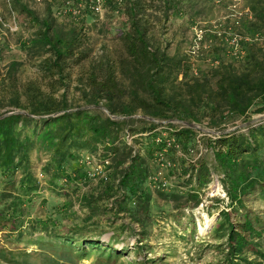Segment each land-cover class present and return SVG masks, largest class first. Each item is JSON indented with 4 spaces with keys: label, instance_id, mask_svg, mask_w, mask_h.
Masks as SVG:
<instances>
[{
    "label": "trees",
    "instance_id": "obj_1",
    "mask_svg": "<svg viewBox=\"0 0 264 264\" xmlns=\"http://www.w3.org/2000/svg\"><path fill=\"white\" fill-rule=\"evenodd\" d=\"M105 1L124 15L118 28L121 51L116 57L108 55L89 65L82 95L87 105L93 106L84 107L73 106L66 89L56 92L61 86L68 87L73 67L90 55L87 14L81 18L71 15L63 21L53 13L56 1L48 2L47 11L38 15L24 2L10 0L11 7L37 25L28 46L35 47L41 59L35 77L15 82L9 92L0 93V107L15 108L8 114L0 112V257L12 264H38L31 257L43 254L21 245L30 234L38 236L29 241L51 251L50 264H60L57 256L75 264L79 257L99 248L96 256L102 263L122 254L114 246L115 236L105 244L100 233L94 232L98 218L107 216L114 222L115 215L98 209V197L93 193L84 196L89 213L75 223H59L51 214L36 217L26 210L31 195L40 187L33 167L34 152H49L43 169L59 191L62 178L72 184L85 176L75 160L80 151L88 150L103 157L112 153L118 165L128 162L118 176L117 187L122 191L111 206L116 212L136 207L148 215V175L154 172L157 160L175 162L178 175L185 177L182 182L191 186L185 196L191 207L201 202L200 190L211 180L212 169L219 170L228 207L221 209L210 232L216 238L225 237L220 243L221 264H264V219L244 201L250 190L264 199V120L233 129L225 126L239 118L249 120L252 111L264 112V43L241 38L245 54L227 58L224 41L215 37L220 40L215 49L224 48L217 54V64L195 73L186 53H170L163 41H153L150 33L156 21L150 13L152 7H162L158 21L163 16L167 19L169 11L182 8L185 0H157V4L155 0ZM247 4L252 16L243 27V18L239 23L233 19L230 29L242 27L243 34H264V0H247ZM16 64V60L9 63L8 76L14 77ZM139 109L149 119L143 118L137 126ZM171 118L188 122L207 118L219 133L204 134L200 140L193 126H178ZM127 134L132 135V143L126 140ZM199 140L211 150L214 163L206 152L190 155ZM134 144L141 146L135 148ZM106 186L114 188L111 181ZM166 197L180 196L176 191L166 192ZM183 206L170 213L172 220L182 221ZM94 216L98 218L92 219ZM191 217L189 214L187 220L194 230ZM139 221L144 224L142 218ZM145 232L144 227L136 240L139 249L146 245L139 244Z\"/></svg>",
    "mask_w": 264,
    "mask_h": 264
},
{
    "label": "rangeland",
    "instance_id": "obj_2",
    "mask_svg": "<svg viewBox=\"0 0 264 264\" xmlns=\"http://www.w3.org/2000/svg\"><path fill=\"white\" fill-rule=\"evenodd\" d=\"M20 1L27 4L38 15L44 14L47 11L48 2H50V0L39 2L34 0ZM55 1L53 13L58 19L64 21L73 15L61 10L65 5H68L65 3L66 0ZM81 1V11L78 15L73 16L81 18L87 14L86 30L87 34L90 35V55L79 65L73 67L68 87H59L56 94L66 89L68 97L72 99L71 103L73 106L82 105L90 107L93 104L87 105L82 95L85 88L84 75L89 70V65L92 62H96L108 55L116 57L120 54L121 46L118 28L124 20V15L121 12L113 11L105 0H101L99 10L91 6L93 3L91 0ZM155 1L156 4L159 3L157 0ZM232 2L233 0H185L182 8L169 11L167 19H164L163 16L162 20L157 21L159 19L158 16L162 15V7L158 4L156 7L150 9L152 16L156 17V21H154V26L150 32L152 40H162L163 46L166 45L170 53L176 51H179L181 54L186 53L193 64L192 72L195 73L201 68L212 65L218 57L217 54L220 55L222 53L224 48L221 50L215 49V46L219 44L217 42L220 40L224 41L223 45L226 49L227 58H240L245 54L244 47H241V54L239 56L232 52L233 43L231 42L232 34L230 32H241L240 30L244 29L242 28L243 23L250 16L248 14L243 15V19L241 18L242 23H240L242 27L231 30V21L235 19L234 15L231 14L233 11ZM69 5H78V0H69ZM247 5V0H242L238 7L242 10ZM195 24L201 25L204 28L205 36L202 40L199 55L192 56L190 45L195 36L193 29ZM36 28L37 25L29 20L24 12L22 13L11 7L10 0H0V93L9 92L15 82L20 83L36 76L38 72L37 63L41 58L35 47L28 46L29 39L33 37ZM216 29L222 31V34L227 36L228 39H225L222 35H218L214 31ZM215 37L220 40L215 39ZM12 60L17 61L16 66L13 68L14 77L7 75V68ZM102 106L99 105L106 112L107 108L104 109ZM10 109L15 108L13 105L2 106L0 107V112L9 113ZM114 117L121 118L122 116L116 115ZM135 117L138 118L134 122V125L137 126L143 123V118L149 119L140 109L135 114ZM170 120L178 126L186 124L193 126L196 129V137H200V140L204 134L214 135L219 133L217 128L210 125L207 118H203L200 122H186L175 118H171ZM258 120H264V112L252 111L250 112L249 120L245 119L244 121L243 118H239L233 123L228 122L225 126L227 129H233L236 125L242 126ZM200 140L195 142L196 145L189 152L190 155L197 157L206 152V157L211 160V163H214L211 150L207 151L205 143H202ZM134 145L135 148L141 146L140 144ZM38 154L40 155L39 158ZM92 154L95 155V158L87 159L86 156H91ZM179 154L182 153L179 152ZM107 156L109 157V162L108 164H104L102 159L107 158ZM107 156L103 157L96 151H80L75 162L83 167L85 176L83 175L76 183L72 184L71 182H65V179L62 178L61 182H59L63 186L57 191L58 184L54 186V183L49 180L48 174L43 169L44 163L49 157V152H34L33 155L34 172L37 180H39L40 187L37 189V193L31 195V203H29L26 209L28 214L31 213L36 217H45L51 214L53 218H57L59 223H75L89 213L84 196H90L93 193L98 197V205L100 206L98 209L104 208L107 210V215L109 213L115 215V218H112L114 222H110L107 216H102L101 218L94 216L92 219L98 218V223L95 225L98 227L95 228L94 232L100 233V238L105 244L108 243L110 237L115 236V240L113 241L114 246L121 249L122 254L115 258L113 256L110 262L102 263L103 260L96 256L101 251V248L94 249L93 251H89L87 256L79 257L75 264H221L224 255L220 243L225 240V237L216 238L210 230L219 217L221 209L227 206L226 203L229 200L224 183L221 180L223 176L222 172L215 168L212 169L211 180L200 190L201 202L197 206L191 207V204H187L185 201L186 193L191 186L182 182L185 177L178 175L179 169L176 168L175 162L172 161L167 166L166 160H157L153 171L155 172L157 168H161L163 175L171 183L167 187H162L148 182L149 185H147L151 192L148 215L145 209H138L136 207H132V210L125 209L116 212L111 209V206H113V201L121 195L119 193L122 191L117 187L118 176L121 168L128 162L125 161L124 165H118L112 153ZM99 163L103 165L98 167ZM92 171H95V173L91 175L89 172ZM18 174H20V171H18ZM108 181L113 183V189L107 188L106 183ZM116 188L119 190H116ZM176 191L180 197H166V192L172 193ZM99 195H102L103 198H100ZM244 199L245 204L258 211L264 219V199L259 197L256 190L248 191L244 195ZM183 204L185 214L182 215V221L177 222L172 220L170 213L179 210L177 206L182 207ZM132 205L134 206V204ZM189 214L195 220L196 227L194 230H192L193 224L187 220ZM141 218L144 224L142 221H139ZM121 224H126L125 229L121 228ZM131 226L132 228H130ZM144 227L146 228V232L139 244L142 246L145 243L146 245L142 249H139L136 240L141 236L139 232ZM37 236L38 234H30L27 239L28 241H23L21 245L28 251L36 249L43 254L40 257H31L38 264H50L51 261L48 258H52L53 256L51 251L48 249L44 250L34 240L29 241L30 238L35 239ZM75 248L78 249L77 247ZM56 258L60 260V264H69L66 259L64 260L59 256ZM151 259H154V261H150ZM0 264L12 263L0 257Z\"/></svg>",
    "mask_w": 264,
    "mask_h": 264
},
{
    "label": "built area",
    "instance_id": "obj_3",
    "mask_svg": "<svg viewBox=\"0 0 264 264\" xmlns=\"http://www.w3.org/2000/svg\"><path fill=\"white\" fill-rule=\"evenodd\" d=\"M36 2H39V1H42V0H34ZM50 1H54L55 0H50ZM59 1V0H58ZM82 1L81 0H78V5L76 6H70L69 5V0H66L65 3L68 4V5H65V7H63L61 10L63 12H68V13H72L73 15H78L79 12L81 11L80 10V5L82 4L81 3ZM92 3V7L95 8L96 10H99L100 9V5H101V0H91ZM242 2V0H233L232 2V9L233 11L231 12V14L234 15V20L236 23H239V20L242 18L243 15H249L250 17L252 16V14L250 13V10H249V7L248 5L246 6V8L244 9H240L238 7V5H240ZM60 10V11H61ZM193 29H194V32H195V36H194V39H193V42L192 44L190 45V53L191 55H199L200 51H201V46H202V40L205 36V30L204 28L200 25L198 26L197 24H195L193 26ZM215 32H217L218 35H222V37H224L225 39H228L227 36H224L222 34V31L220 30H214ZM232 35H231V42L233 43V48H232V52L235 54V55H240L241 52H240V49L242 46H240V39L241 38H244V39H249V40H258L260 42H264V34L261 33V32H255V33H250L248 32L247 34H243L241 32H230ZM240 52V53H239ZM218 62V59L215 60L213 63L217 64ZM126 140L129 142V143H132V135L131 134H127L125 136ZM87 159H94L95 158V155L92 154L91 156H86ZM103 163L104 164H108L109 162V157L107 156V158H103L102 159ZM89 162V161H88ZM171 162L167 161L166 162V165H170ZM103 164L102 163H99L98 164V167H101ZM97 167V168H98ZM91 175L95 173V171H92V172H89ZM104 174V173H102ZM148 180L151 184L153 185H157V186H162V187H167L169 186V184L171 183L170 181H168L166 179V177L163 175V170L161 168H157L155 172L153 173H150L148 175Z\"/></svg>",
    "mask_w": 264,
    "mask_h": 264
},
{
    "label": "water",
    "instance_id": "obj_4",
    "mask_svg": "<svg viewBox=\"0 0 264 264\" xmlns=\"http://www.w3.org/2000/svg\"><path fill=\"white\" fill-rule=\"evenodd\" d=\"M102 107H103L104 109H106L104 106H102ZM10 112H11V111H10ZM10 112H9V113H10ZM5 114H8V113H5ZM3 115H4V114H3ZM186 122H187V121H186Z\"/></svg>",
    "mask_w": 264,
    "mask_h": 264
}]
</instances>
